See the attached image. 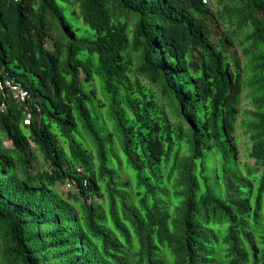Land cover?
I'll list each match as a JSON object with an SVG mask.
<instances>
[{
	"label": "trees",
	"instance_id": "16d2710c",
	"mask_svg": "<svg viewBox=\"0 0 264 264\" xmlns=\"http://www.w3.org/2000/svg\"><path fill=\"white\" fill-rule=\"evenodd\" d=\"M0 78V264H264V0H0Z\"/></svg>",
	"mask_w": 264,
	"mask_h": 264
},
{
	"label": "built area",
	"instance_id": "2783aa9c",
	"mask_svg": "<svg viewBox=\"0 0 264 264\" xmlns=\"http://www.w3.org/2000/svg\"><path fill=\"white\" fill-rule=\"evenodd\" d=\"M10 98H12L17 104L21 106H27V104L31 102L32 97L30 92L15 80L0 78V110L4 113L8 110L7 101ZM32 121L33 113L30 111V109H27V119L25 124L29 126L31 125Z\"/></svg>",
	"mask_w": 264,
	"mask_h": 264
},
{
	"label": "rangeland",
	"instance_id": "374dc122",
	"mask_svg": "<svg viewBox=\"0 0 264 264\" xmlns=\"http://www.w3.org/2000/svg\"><path fill=\"white\" fill-rule=\"evenodd\" d=\"M243 110L253 109L250 100L247 98L244 99V104L242 106ZM237 139L239 141V147H240V153H241V166L245 170L248 165L254 166V161L250 159L249 157V140L248 137L245 135L243 129L239 127ZM8 146H10L9 143H7ZM39 170L41 171L42 168L39 167ZM59 191L62 194H68L69 188L67 186H58Z\"/></svg>",
	"mask_w": 264,
	"mask_h": 264
}]
</instances>
